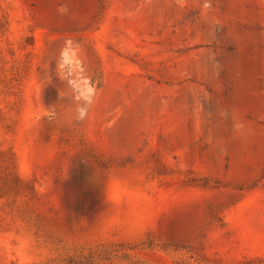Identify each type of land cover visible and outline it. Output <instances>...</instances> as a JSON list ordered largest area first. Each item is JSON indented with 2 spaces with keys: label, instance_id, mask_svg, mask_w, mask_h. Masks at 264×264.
Instances as JSON below:
<instances>
[{
  "label": "rangeland",
  "instance_id": "obj_1",
  "mask_svg": "<svg viewBox=\"0 0 264 264\" xmlns=\"http://www.w3.org/2000/svg\"><path fill=\"white\" fill-rule=\"evenodd\" d=\"M0 264H264V0H0Z\"/></svg>",
  "mask_w": 264,
  "mask_h": 264
}]
</instances>
